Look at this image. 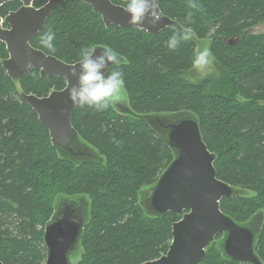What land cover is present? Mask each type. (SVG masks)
<instances>
[{
	"label": "trees",
	"instance_id": "trees-1",
	"mask_svg": "<svg viewBox=\"0 0 264 264\" xmlns=\"http://www.w3.org/2000/svg\"><path fill=\"white\" fill-rule=\"evenodd\" d=\"M125 7L128 0H110ZM165 0L164 16L194 38L175 52L167 48L177 32L167 28L149 35L138 29H106L88 5L65 1L46 19L30 45L67 64L77 63L86 47L107 46L121 63L110 70L124 76L128 113L113 107L98 112L76 108L71 124L78 135L73 147L81 157L59 154L48 132L20 98L45 97L65 81L40 77L28 70L17 82L0 65V261L2 264H44L45 224L56 205L82 199L85 226L76 264H142L164 255L171 243V225L178 216L148 214L145 196L174 159L165 131L145 116L189 115L214 155L216 177L235 195L220 201V210L239 225L252 226L255 255L264 264V34L249 30L264 24V0ZM45 0H35L38 8ZM16 1L0 8V17L18 9ZM192 11L191 25L186 17ZM55 33L56 52L39 43ZM208 42L216 75L191 81L198 47ZM7 57L0 44V61ZM107 71V72H108ZM107 74V73H106ZM215 238L200 264H240L227 259Z\"/></svg>",
	"mask_w": 264,
	"mask_h": 264
},
{
	"label": "water",
	"instance_id": "water-1",
	"mask_svg": "<svg viewBox=\"0 0 264 264\" xmlns=\"http://www.w3.org/2000/svg\"><path fill=\"white\" fill-rule=\"evenodd\" d=\"M13 1L20 4L19 8L0 17V44L4 45L7 55L0 65L14 82L28 70L37 71L42 78L54 77L65 81L62 90L52 91L45 97L21 93L20 98L47 130L50 143L59 154L81 157L82 153L73 151L78 135L71 124L72 112L79 106L73 105L68 98L69 89L76 83L70 70L77 63H64L30 45V40L43 28L54 8L72 0H45L38 8L33 6L35 0H0V8ZM78 1L88 5L106 29L114 26L154 35L167 28L175 31L181 28L176 21L163 14L156 27L148 24L133 26L128 23L129 15L124 7L110 0ZM164 1L158 0V5ZM100 47H95L97 54ZM113 66L109 65V69ZM109 69L105 70L106 73ZM141 119L165 131L166 146L175 155L149 189L144 209L150 215L170 213L179 217L171 225L172 239L167 252L156 260L142 264H200L206 248L218 236H221L218 246L227 259L240 264H262L254 251L256 230L252 226L235 223L220 210V201L233 197L235 191L216 177L214 155L203 142L194 118L180 115L145 116ZM75 204V200L58 203L45 224L42 237L44 264H69V254L78 250L85 215L84 210L78 209Z\"/></svg>",
	"mask_w": 264,
	"mask_h": 264
},
{
	"label": "clouds",
	"instance_id": "clouds-1",
	"mask_svg": "<svg viewBox=\"0 0 264 264\" xmlns=\"http://www.w3.org/2000/svg\"><path fill=\"white\" fill-rule=\"evenodd\" d=\"M189 9L202 11L203 6L198 5L194 0H189ZM124 10L129 15L128 23L142 27L148 24L156 27L162 19L159 11L158 0H128ZM194 13L189 11L186 17V25L194 21ZM195 32L190 26H182L167 42V48L175 52L182 41L194 38ZM55 33L48 31L39 38V43L49 52L55 53L53 43ZM121 63L119 54L111 47L101 46L99 54L95 47L82 48L77 64L73 65L70 75L75 77L76 83L69 89V100L75 106L85 105L94 108L98 112L105 111L121 101V93L124 88V76L120 70H110L109 65ZM212 63V53L209 49H197L194 54L192 66L200 72H204Z\"/></svg>",
	"mask_w": 264,
	"mask_h": 264
},
{
	"label": "rangeland",
	"instance_id": "rangeland-1",
	"mask_svg": "<svg viewBox=\"0 0 264 264\" xmlns=\"http://www.w3.org/2000/svg\"><path fill=\"white\" fill-rule=\"evenodd\" d=\"M249 33H251V34H264V24H260V25L253 27L252 29L249 30ZM204 48L208 49V42L201 45L197 49L203 50ZM216 73H217V69H215V65L212 61L209 68L206 69L204 72H200V71H197L196 69H193L189 74L185 75V78L188 80H191V81H200L201 79L208 78L209 76L214 77L213 75H216ZM112 107L118 113H126V111L128 110V106H127V97H126V93H125L124 89L122 90V93H121V101ZM124 108H126L125 111L122 110ZM166 117H168V116H166ZM148 194H149V190H145L142 193V196H147ZM75 203L77 205L85 206V204L83 205L82 199H76ZM78 259H79L78 251H74V252L70 253L68 256L69 264H76Z\"/></svg>",
	"mask_w": 264,
	"mask_h": 264
}]
</instances>
